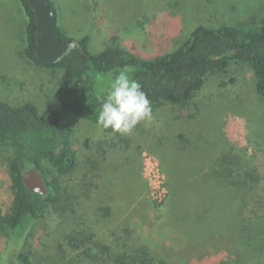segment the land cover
I'll list each match as a JSON object with an SVG mask.
<instances>
[{"label": "rangeland", "instance_id": "obj_1", "mask_svg": "<svg viewBox=\"0 0 264 264\" xmlns=\"http://www.w3.org/2000/svg\"><path fill=\"white\" fill-rule=\"evenodd\" d=\"M54 1L60 25L71 36L90 35L92 52L119 43L143 58L179 47L197 24L264 16V0ZM25 23L17 0H0V98L32 101L46 113L62 74L26 58ZM107 79L110 85L113 78ZM153 117L129 135L80 121L72 137L80 157L72 188L80 200L76 215L48 213L27 238L0 233V264H23L21 251L31 252L32 264H83L81 250L60 246L76 224L116 253L122 251L116 238L128 228L170 264H241L242 258V264H264V231L242 225L264 222V97L253 70L232 62L187 105L164 104ZM3 160L1 217L17 201ZM249 245L258 250L249 255Z\"/></svg>", "mask_w": 264, "mask_h": 264}, {"label": "trees", "instance_id": "obj_2", "mask_svg": "<svg viewBox=\"0 0 264 264\" xmlns=\"http://www.w3.org/2000/svg\"><path fill=\"white\" fill-rule=\"evenodd\" d=\"M17 1L26 15V58L40 68L62 75L53 89L51 108L46 113L32 101L12 103L0 98V157L17 195L10 212L0 216V233L8 237L27 238L32 234L34 223L51 212L76 215L80 200L77 201L72 188H75L73 176L80 157L72 142L73 132L82 120L97 124L101 98L109 88L107 78H114L119 70L131 69V78L141 84L152 109L164 104L187 105L205 87L210 76L227 74L232 62L246 64L253 70L256 90L264 97V16L242 20L236 25L197 24L179 47L153 58H143L119 43L92 52L90 35H69L59 23L56 1L50 0L55 9L56 29L62 40L73 43V48L56 62L49 63L35 53L37 24L28 0ZM32 166L42 173L48 188L46 194L26 187L22 175ZM224 179L228 187L229 179ZM183 191L173 192L168 207ZM254 220V223L245 221L243 227L264 231V222L260 225V220ZM237 234L240 241V230ZM116 240L122 247L118 253L113 246L96 239L88 227L76 224L59 244L61 249L81 250L83 264H170L149 246L138 244L134 229L126 228ZM256 246L249 245L246 252L250 255L258 250ZM260 248L264 252V244ZM17 259L23 264H32L31 252L21 251ZM239 262L245 261L242 258Z\"/></svg>", "mask_w": 264, "mask_h": 264}, {"label": "clouds", "instance_id": "obj_3", "mask_svg": "<svg viewBox=\"0 0 264 264\" xmlns=\"http://www.w3.org/2000/svg\"><path fill=\"white\" fill-rule=\"evenodd\" d=\"M131 69L125 67L115 74L97 116V126L111 129L121 135H129L141 122H151V101L141 84L130 76Z\"/></svg>", "mask_w": 264, "mask_h": 264}, {"label": "water", "instance_id": "obj_4", "mask_svg": "<svg viewBox=\"0 0 264 264\" xmlns=\"http://www.w3.org/2000/svg\"><path fill=\"white\" fill-rule=\"evenodd\" d=\"M28 2L37 24L35 53L41 60L49 63L56 62L73 48V43L65 42L58 33L55 9L50 0H28ZM22 179L26 187L32 192L41 194L48 192L45 179L36 166L26 170Z\"/></svg>", "mask_w": 264, "mask_h": 264}]
</instances>
